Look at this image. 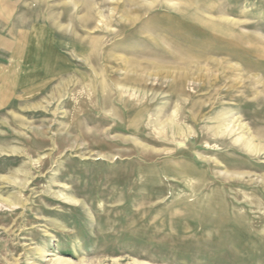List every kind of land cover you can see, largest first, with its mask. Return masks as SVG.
I'll list each match as a JSON object with an SVG mask.
<instances>
[{
  "label": "rangeland",
  "instance_id": "obj_1",
  "mask_svg": "<svg viewBox=\"0 0 264 264\" xmlns=\"http://www.w3.org/2000/svg\"><path fill=\"white\" fill-rule=\"evenodd\" d=\"M0 264H264V0H0Z\"/></svg>",
  "mask_w": 264,
  "mask_h": 264
},
{
  "label": "crops",
  "instance_id": "obj_2",
  "mask_svg": "<svg viewBox=\"0 0 264 264\" xmlns=\"http://www.w3.org/2000/svg\"><path fill=\"white\" fill-rule=\"evenodd\" d=\"M34 32H35V31H34ZM35 34H36V36L39 35V36L45 38L44 34H43L41 31H38V30H37L36 33L33 34V36H34ZM37 37H38V36H37ZM30 38L32 39L31 36H30ZM24 40L27 41V47H26V49L23 51V50H22V45H23V43H24ZM31 42H32V41H30L28 38H26V36H22V37H21L20 42H19L20 44H18L17 49H16L17 52H19L20 56L22 55L21 57L24 58V57L27 56L30 52H32V49H33V48H35L34 46H32ZM40 44H41V40H39V45L37 44V45H38V48H37V47L35 48L36 50H38V54H39L38 57H39V58H40V50H41V46H40ZM37 45H36V46H37ZM39 47H40V48H39ZM33 70H34V69H33ZM33 70L30 69L29 71L31 72V71H33Z\"/></svg>",
  "mask_w": 264,
  "mask_h": 264
}]
</instances>
